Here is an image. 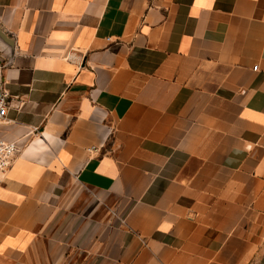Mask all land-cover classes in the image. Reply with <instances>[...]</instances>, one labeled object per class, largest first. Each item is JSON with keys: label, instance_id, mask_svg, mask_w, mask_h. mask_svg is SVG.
Masks as SVG:
<instances>
[{"label": "crops", "instance_id": "crops-1", "mask_svg": "<svg viewBox=\"0 0 264 264\" xmlns=\"http://www.w3.org/2000/svg\"><path fill=\"white\" fill-rule=\"evenodd\" d=\"M1 88L0 264H264V0H0Z\"/></svg>", "mask_w": 264, "mask_h": 264}, {"label": "built area", "instance_id": "built-area-1", "mask_svg": "<svg viewBox=\"0 0 264 264\" xmlns=\"http://www.w3.org/2000/svg\"><path fill=\"white\" fill-rule=\"evenodd\" d=\"M259 67L253 68V71H258ZM11 96L6 89H0V124L5 121L8 115ZM19 152L18 145L13 142L6 141L0 138V171L9 169L13 164Z\"/></svg>", "mask_w": 264, "mask_h": 264}]
</instances>
